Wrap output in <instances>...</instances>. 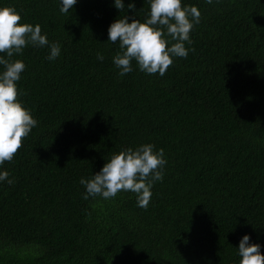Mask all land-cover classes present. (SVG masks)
<instances>
[{
	"label": "trees",
	"instance_id": "obj_1",
	"mask_svg": "<svg viewBox=\"0 0 264 264\" xmlns=\"http://www.w3.org/2000/svg\"><path fill=\"white\" fill-rule=\"evenodd\" d=\"M134 2L65 14L58 0H0L61 44L52 61L31 44L13 57L38 124L0 166L14 178L0 182V264H239L244 234L264 253V0H182L201 11L194 51L163 76L134 60L121 76L108 28L143 21L150 4ZM144 143L167 160L146 209L131 191L84 199L81 177Z\"/></svg>",
	"mask_w": 264,
	"mask_h": 264
},
{
	"label": "clouds",
	"instance_id": "obj_2",
	"mask_svg": "<svg viewBox=\"0 0 264 264\" xmlns=\"http://www.w3.org/2000/svg\"><path fill=\"white\" fill-rule=\"evenodd\" d=\"M150 11L141 21L129 20L128 15L116 18L108 28V40L119 43L120 52L113 57L114 65L120 75L133 71L132 61H136L140 71L163 76L175 57L187 58L186 47L192 43L190 33L200 22L201 11L195 5H182V0H148ZM212 4L214 0H207ZM61 13H68L77 0H58ZM119 10L135 9L134 0L125 5L124 0H113ZM21 14L13 5L0 6V166L11 161L27 137L37 126L31 110L18 99L22 93L18 82L26 68L22 59H13L15 54L22 55L29 44L48 46L46 59L55 60L61 54L59 41L50 42L41 25L21 23ZM97 58L103 61L102 53ZM167 164L164 149H157L153 143H144L136 148L127 147L114 153L90 178L81 177L85 186L84 199L102 196L104 199L115 197L118 192L131 191L136 194L137 205L147 208L152 197V187L164 178ZM14 183L7 170H0V182ZM250 235L244 234L238 246L239 264H264L262 245L250 242Z\"/></svg>",
	"mask_w": 264,
	"mask_h": 264
}]
</instances>
